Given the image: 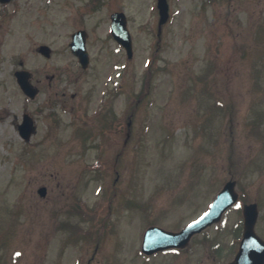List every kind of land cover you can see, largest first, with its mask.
<instances>
[{"label": "rangeland", "instance_id": "obj_1", "mask_svg": "<svg viewBox=\"0 0 264 264\" xmlns=\"http://www.w3.org/2000/svg\"><path fill=\"white\" fill-rule=\"evenodd\" d=\"M91 3H0V264H225L241 203L184 249L149 256L141 245L151 225L196 219L230 180L241 202H258L264 238V0H168L161 30L157 0ZM115 10L128 17L132 58L111 36ZM81 28L87 69L69 44ZM78 200L98 216L73 213Z\"/></svg>", "mask_w": 264, "mask_h": 264}, {"label": "water", "instance_id": "obj_2", "mask_svg": "<svg viewBox=\"0 0 264 264\" xmlns=\"http://www.w3.org/2000/svg\"><path fill=\"white\" fill-rule=\"evenodd\" d=\"M159 8L161 15L160 24H162L167 20L169 15L167 0H159ZM112 33L126 47L131 57L133 54L132 37L123 13H114L112 15ZM86 37L87 34L84 30L78 31L73 35V42L71 43L72 51L79 56L84 67H87L89 63V55L85 46ZM40 51L47 56L50 55V48L48 46H41ZM17 75L25 92L32 97L35 96L38 90L28 81L30 73L26 71L18 72ZM33 129L34 124L32 118L25 115L24 122L20 126L22 135L28 139ZM235 185V181L228 182L218 193L210 209L202 217L190 223L181 231H168L156 226L148 228L145 233L143 250L151 253L168 247L186 246L194 234L202 231L212 223L219 221L224 211L236 202L238 194L235 191ZM39 192L41 195H45L46 188H40ZM243 214L245 218V233H243L239 253L235 261L231 264H264V240L256 234L254 229L258 218L257 204L245 206Z\"/></svg>", "mask_w": 264, "mask_h": 264}, {"label": "flooded vegetation", "instance_id": "obj_3", "mask_svg": "<svg viewBox=\"0 0 264 264\" xmlns=\"http://www.w3.org/2000/svg\"><path fill=\"white\" fill-rule=\"evenodd\" d=\"M9 4V3H8ZM1 5L2 6H7L6 4H4V3H1ZM2 17H3V13L2 12H0V19H2ZM226 264V263H225Z\"/></svg>", "mask_w": 264, "mask_h": 264}, {"label": "trees", "instance_id": "obj_4", "mask_svg": "<svg viewBox=\"0 0 264 264\" xmlns=\"http://www.w3.org/2000/svg\"><path fill=\"white\" fill-rule=\"evenodd\" d=\"M148 75H149V72L147 73V77H148Z\"/></svg>", "mask_w": 264, "mask_h": 264}]
</instances>
